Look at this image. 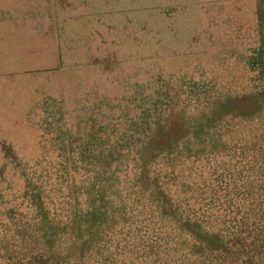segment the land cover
Returning a JSON list of instances; mask_svg holds the SVG:
<instances>
[{"label": "rangeland", "instance_id": "obj_1", "mask_svg": "<svg viewBox=\"0 0 264 264\" xmlns=\"http://www.w3.org/2000/svg\"><path fill=\"white\" fill-rule=\"evenodd\" d=\"M15 1L35 28L0 55V264H264V56L246 63L264 7L8 0L0 18ZM84 5L102 31L61 43L50 14Z\"/></svg>", "mask_w": 264, "mask_h": 264}, {"label": "trees", "instance_id": "obj_2", "mask_svg": "<svg viewBox=\"0 0 264 264\" xmlns=\"http://www.w3.org/2000/svg\"><path fill=\"white\" fill-rule=\"evenodd\" d=\"M6 1L8 0H0V7L3 5H7L9 3ZM256 4H258L259 6V14H260L261 8L264 7V0H256ZM18 5L19 4H17V2L15 1L13 7H11L12 13L9 12L7 14H4L5 17L0 18V55H3V54L11 55L13 52V55L17 57V51L15 53L14 51L12 52L9 51V50H17L16 49L17 45L14 43V40L15 42L20 43L22 50L27 49L25 48L26 39L23 36L18 35L17 34L19 33L18 31L20 30V33H21L27 27L35 28L34 20H31L29 23H27V20H26L27 18L23 15L22 9H19ZM70 9L71 8L68 7V10ZM73 10L74 8L70 12L71 15L69 13L61 15L60 13L59 14L55 13V11H53L50 14L52 16V19H54V24L56 28L55 32L58 33V40L61 39V43L64 42L65 38H69L66 41H70L72 36H77L78 34L76 32L83 30V26L85 22L89 24L90 29H92L95 33H99V31H102L101 28L104 25L99 20V17H94V18L92 17L93 13H91L89 7L84 5L83 7H80L79 10L77 11H73ZM91 17L93 19L92 22L88 20V18H91ZM259 20L261 21V23H263V26H264V12L263 14L261 12ZM35 32L39 34L38 33L39 31L35 30ZM35 40L41 41V38L39 36H36ZM37 47H38V44H37ZM257 50H264V48L261 45ZM4 51H9V52H4ZM262 55L264 56L263 52L257 51L255 54H251L248 57H246V63L248 65H252V63L253 64L256 63V60H258V58L261 57ZM10 60L14 61L12 58ZM18 63L19 62H17V64ZM260 73L262 74V71ZM206 102L210 103L209 99H207ZM176 123H181V122L176 121ZM146 128L149 129L148 127ZM232 130H234V128L223 129L222 125L221 124L219 125V133L221 134V136L228 134Z\"/></svg>", "mask_w": 264, "mask_h": 264}]
</instances>
